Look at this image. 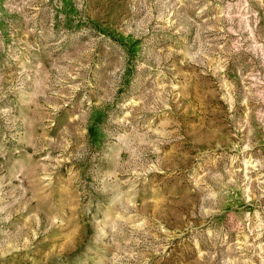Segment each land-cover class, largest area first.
Masks as SVG:
<instances>
[{
  "label": "rangeland",
  "instance_id": "rangeland-1",
  "mask_svg": "<svg viewBox=\"0 0 264 264\" xmlns=\"http://www.w3.org/2000/svg\"><path fill=\"white\" fill-rule=\"evenodd\" d=\"M0 264H264V0H0Z\"/></svg>",
  "mask_w": 264,
  "mask_h": 264
}]
</instances>
